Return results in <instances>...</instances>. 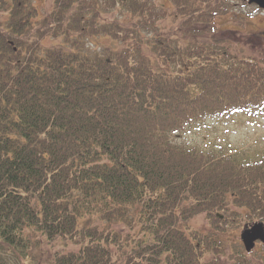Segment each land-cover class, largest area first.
Instances as JSON below:
<instances>
[{
    "label": "trees",
    "instance_id": "1",
    "mask_svg": "<svg viewBox=\"0 0 264 264\" xmlns=\"http://www.w3.org/2000/svg\"><path fill=\"white\" fill-rule=\"evenodd\" d=\"M169 2L41 13L0 0V245L25 256L44 243L47 264H227L223 221L264 220V154L174 137L264 107V52L222 35L238 29L230 0ZM201 212L212 230L192 224Z\"/></svg>",
    "mask_w": 264,
    "mask_h": 264
},
{
    "label": "rangeland",
    "instance_id": "2",
    "mask_svg": "<svg viewBox=\"0 0 264 264\" xmlns=\"http://www.w3.org/2000/svg\"><path fill=\"white\" fill-rule=\"evenodd\" d=\"M157 1L170 3L169 0ZM230 1L231 10L224 16V19H230L228 25L238 26V29L222 31V35L231 36L235 41L238 40L242 41L243 44H248L249 48L254 47L264 52V8L249 3L247 0ZM35 2L41 13L49 11L53 5V0H35ZM105 13L109 17L120 14L117 8L108 9ZM44 40L52 42L56 38L45 36ZM106 42H109V37L100 36L94 43L88 42V44L93 48L100 49L102 46L100 44ZM174 137L178 142L196 144L207 149H218L224 146L227 150L235 148L234 150L242 153L259 156L264 154V107L252 109L251 111L206 116L194 121ZM231 219L233 220L221 222L224 230L217 237L222 245V247H219V258L227 264L230 258L234 259L235 255L246 252L240 238L242 225H237L240 223L238 218L237 220H235L236 218ZM192 224L202 231L212 230L210 219L207 218L204 212L196 214L192 219ZM33 242L34 240H32V244L28 243L29 247L25 256L18 250L15 251L13 246L3 247L5 245H0L2 264H47L48 248L46 249L44 243L36 245ZM251 254L262 260L264 257V243L258 241Z\"/></svg>",
    "mask_w": 264,
    "mask_h": 264
},
{
    "label": "water",
    "instance_id": "3",
    "mask_svg": "<svg viewBox=\"0 0 264 264\" xmlns=\"http://www.w3.org/2000/svg\"><path fill=\"white\" fill-rule=\"evenodd\" d=\"M249 2H255L260 7H264V0H248ZM241 238L244 242L246 250H251L256 243L257 239L264 241V222L257 220L251 224L245 226L241 230Z\"/></svg>",
    "mask_w": 264,
    "mask_h": 264
}]
</instances>
